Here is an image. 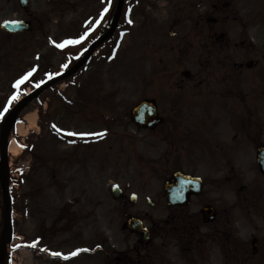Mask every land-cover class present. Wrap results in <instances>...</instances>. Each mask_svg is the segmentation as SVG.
<instances>
[{
    "label": "rangeland",
    "instance_id": "obj_1",
    "mask_svg": "<svg viewBox=\"0 0 264 264\" xmlns=\"http://www.w3.org/2000/svg\"><path fill=\"white\" fill-rule=\"evenodd\" d=\"M53 1L55 6L58 0ZM73 1L65 0L68 7L62 10L71 11L65 17L71 20L77 15L82 20L85 11H93V6L94 10H98L102 6L98 0H91L93 6L91 2L82 0L81 7L79 5L80 8L76 9ZM184 1L127 0L119 27L109 45L113 60L107 61L100 57L93 60L78 79H67L54 85L51 90L47 89L20 110L7 143V147L13 142L19 145L20 153L13 157L7 152L5 157L12 200V239L5 248L2 264H107V255L110 252L127 247L130 249L137 243L136 235L121 229L129 217L143 220L147 228L153 223L156 225L163 222L160 218L166 217L168 209L163 184L167 175L174 170L193 173L205 180V195L200 199L213 201L218 196L214 185L218 180L231 175L232 159L229 164L226 159L194 160L195 157L192 156L190 160L187 151L183 150L181 134L192 131L191 126L193 129L200 128L209 119H216L215 114H218L216 132L220 134V141L233 146V135L227 129V121L232 118L233 112L224 114L216 106L207 111L203 100L199 98L205 88L197 84L184 85L181 92H178L177 86L169 88L161 85L158 90L155 85L154 77L157 73L175 72L174 82L179 83L182 79L181 72H193L190 64L199 71L196 55L188 62L189 57L187 60L185 53L181 56L177 53L179 41L195 39L189 33L190 29L187 32L188 24L183 22L186 16ZM86 3L90 5L85 7ZM28 7L26 15L31 14L32 17L37 14L35 12L47 11L46 0H29ZM51 8L48 5V11H52ZM10 11H17L19 14H10ZM73 11L79 12L73 14ZM97 12L95 11L96 15ZM20 16L22 15L16 0H0V22L14 21ZM55 17L57 15L52 14L47 18ZM172 19H178L180 26L176 28V20ZM98 20L99 16L96 17V23ZM129 20L132 22L129 23ZM60 24L61 29H51L49 34L61 33L64 25L62 22ZM82 29L80 27L76 30L74 37ZM169 31H173V37H169ZM85 32L88 34L86 29ZM255 36L258 45H261L257 48L264 49V28H256L254 42ZM44 45L47 46V42ZM11 47L12 45L6 44L0 49V131L18 99H23L28 91H32L27 81L19 87L15 85L22 78V74L25 71L30 72L31 65H35L32 59L34 47H29L30 52H27L28 47L16 46V51ZM18 51L21 53L18 54ZM14 53L19 59L13 57ZM258 57L260 70L264 67V56ZM57 64L51 61L53 67L56 68ZM41 69L43 68L39 69V77L33 76L35 79L40 78L38 81L34 79V83L46 80L42 77L41 71L44 70ZM246 77L244 88L254 94V97L249 98L253 105L252 117L255 122L264 121V96H261L264 95V90L259 91L261 87L256 76L249 74ZM255 83L257 92L254 89ZM13 96L17 99L9 104ZM153 97L159 101V113L167 119L171 116L168 101L170 98H180L178 105H183V118H180V123L176 122L177 126L168 123L171 121L168 119L165 131H144L137 129L126 117L142 98ZM194 101L197 108L190 117L188 104ZM77 109L99 119L115 117L122 121L117 126H106L107 124H98L88 116L89 122ZM5 113L7 116L3 117ZM33 113L36 115V128L29 129L26 117ZM237 113L236 111V117ZM20 125L28 128L23 137L17 132ZM100 132L104 133L102 137L92 135ZM238 135L236 141L242 143L244 139ZM165 136H169L167 142H159V138ZM244 147L246 143L241 150ZM216 162L220 166L213 167ZM254 163L255 160L248 150H243L236 158V164L239 165L245 181L255 179ZM113 185L120 187L124 198L113 199ZM131 194L136 196L134 204L129 203ZM223 194L225 200L234 199L227 191ZM148 200L152 202V206L148 205ZM196 205L197 200L192 203L190 210H195ZM5 219L6 211L0 191V242L8 235L3 228ZM241 223L243 227L246 226L243 221ZM237 230L243 239H247V232ZM161 236H164L163 229ZM33 243L35 247L30 246ZM167 243L168 240L165 251L168 253L167 260L171 264H187L182 259L181 252L176 249L179 248L178 244L173 240H170L169 246ZM83 249L87 251H82ZM53 252L60 253L62 258L69 257L73 252L78 254L73 259H57L58 257L51 255ZM202 253L204 260L200 264H228L222 253L212 244H207Z\"/></svg>",
    "mask_w": 264,
    "mask_h": 264
},
{
    "label": "flooded vegetation",
    "instance_id": "obj_2",
    "mask_svg": "<svg viewBox=\"0 0 264 264\" xmlns=\"http://www.w3.org/2000/svg\"><path fill=\"white\" fill-rule=\"evenodd\" d=\"M79 5L81 7L80 3ZM102 7L111 10L106 2L98 10L85 11V17L82 20L78 15L73 17V20L65 24V27L68 28H62L64 30L59 34H49L51 29H49L48 20L43 13H39L43 15L42 18L38 12L33 15L34 17L31 14L22 15L19 20L28 23L30 32L33 34L32 36L20 34L16 36L17 39L10 40V43L12 46L22 45L29 48L33 43L32 38H40L41 40L42 37L41 42L44 45L45 38L50 37V41L54 43L55 39L60 36L74 37V32L81 26L86 27L87 23L90 27L96 25L97 15L95 11L99 12ZM184 9L189 21L187 32L190 29L189 33L195 39H189L188 42L187 40L179 41L176 47L177 53L179 56L185 53L187 60L189 57L188 62H191V58L196 55L199 71L190 64L193 72H181L182 79L179 83L174 82L175 72L160 73L158 79L161 77L164 79L168 74L170 84L172 87L177 86L178 92L184 89V85L195 86L197 84L204 87L203 93L199 94V98L203 100V105L207 107L216 106L223 113L225 111L233 112L232 157L234 163L231 167L233 184L229 188L234 197L233 205H229L227 200H202L196 205V209L191 211L193 219L188 216V206L171 207L168 209L169 215L163 223L170 222L171 225V221H173L174 224L169 232H164L165 236H160L162 227L155 225L152 228L151 239L147 241L137 240V243L130 249L126 248L120 252H114L113 259L109 258L107 264H171V261L166 258L168 253L165 252L166 240L170 243L167 238L169 234L171 240L178 238L175 242L179 243L181 252L189 253V258H186L188 264L201 263L200 253L207 244L214 246L216 244L220 252L225 250L228 264H262L264 259V175L256 172L255 179L245 181L239 165L236 164V158L243 150H248L251 157L255 158L258 150L264 146V121L255 122L253 119L251 114L253 105L249 100L254 97V94L244 88L246 76L250 74L256 76L257 83L261 87L259 91L264 90V67L259 70L258 57V55L264 56V49L257 48L261 45H258L256 36L255 42L253 40L256 28L259 30L264 28V0H186ZM77 12L79 11H73V14H77ZM111 15L112 12L110 11L106 25H108ZM106 18V14L103 13L100 21L104 23ZM71 25H73L74 32L69 30ZM72 32L73 34H71ZM0 34L7 35L2 31ZM79 36L81 33L76 37ZM63 38L65 36L60 39ZM13 42L16 45H13ZM46 52L52 57H60L59 60L50 59V61L62 64L69 63V65L81 54L79 43L77 45L67 44L63 49L47 44ZM250 62H254L251 67H249ZM46 66L48 68L40 71L44 73L56 70L49 62ZM57 70L64 72L60 68ZM254 89L257 92L256 83ZM242 97L244 98L243 101L247 103L241 102ZM179 102L180 98H170L171 116L173 113L181 111L183 105L179 106ZM188 105V111L192 117L197 104L189 103ZM236 111L238 112L237 117L242 116L244 119H236ZM179 120L178 123H180ZM163 122H168V119L162 118L161 124ZM175 122L171 119L168 123ZM236 123L243 126L244 141L242 143L236 141ZM213 128V122H208L198 129L185 132L187 139L183 137L181 142L184 143L183 150L187 151V155L203 154V156L210 158L221 157V147L217 135L213 134ZM199 134L205 137V146L198 143L195 146L197 150L195 153L189 151V142L198 139L201 136ZM244 143H246V147L241 150ZM215 186L220 190V184ZM206 206L214 208L216 216L211 221L205 220L201 214L202 209ZM235 212L236 218L234 217ZM183 213L187 214L186 219L190 218L191 220L186 221L183 218ZM235 221L236 231L234 228L232 230ZM242 221L246 224L245 227H243ZM237 229L247 232V239H243Z\"/></svg>",
    "mask_w": 264,
    "mask_h": 264
},
{
    "label": "water",
    "instance_id": "obj_3",
    "mask_svg": "<svg viewBox=\"0 0 264 264\" xmlns=\"http://www.w3.org/2000/svg\"><path fill=\"white\" fill-rule=\"evenodd\" d=\"M21 5H25L26 0H19ZM123 0H119L117 12L113 21V25L111 29L108 31L106 35H104L99 41H97L91 49L97 47L103 40L109 38L117 23V19L119 16L121 4ZM4 30H7L8 32H18L20 30L25 29V26H17V24H5L3 26ZM86 60V58L82 61V63ZM80 63L72 72H74L77 68L81 66ZM41 90V89H40ZM38 92L35 94L25 98L21 103H19L14 109L13 112L8 118L6 119L0 135V154H1V161H0V185H1V192H2V198L3 202L6 207V222L9 221L10 216V197L8 193V187H7V180H8V170L6 165V158H5V152H6V141L8 134L15 123L16 116L19 113L20 109L29 102L35 95H37ZM132 117L134 123L141 128H151L155 126L159 119L156 115V110L153 107L152 104L142 102L132 110ZM258 163L260 164L262 170H264V149L260 150L258 155ZM201 188V183L197 179H191L189 177L183 176L179 173H176L172 176V179L170 181H167L164 185V192L166 195V199L168 202V205H178L182 204V202H187L190 196V193H198ZM121 191L118 189V187L112 188V196L114 199H119L121 197ZM132 203L135 201V197H131L130 200ZM209 211V210H208ZM206 217L208 215L206 214ZM127 227L131 230H134L136 233H141L142 237L144 239L148 238V233L146 229L142 228V224L139 220L130 218L127 223ZM9 242V237H5L0 242V264L2 261V256L4 253V249L6 244Z\"/></svg>",
    "mask_w": 264,
    "mask_h": 264
},
{
    "label": "snow or ice",
    "instance_id": "obj_4",
    "mask_svg": "<svg viewBox=\"0 0 264 264\" xmlns=\"http://www.w3.org/2000/svg\"><path fill=\"white\" fill-rule=\"evenodd\" d=\"M109 2H111V0H109ZM107 11H108V9L105 8V9H104V12H107ZM101 15L103 16V13H102ZM128 22L131 23V20H129ZM85 35H86V34H85ZM83 39H84V37L82 36V37L80 38V40H83ZM80 40L64 41V43H62V44H57L56 46L59 47V48H63L66 44H76V43H79ZM63 67H67V65H64ZM33 71H35V69H33ZM31 75H32V72L27 73L24 77H22L20 80H18V81L16 82L15 87H19V85L22 84V83L24 82V80H26V79H27L29 76H31ZM37 86H38V85H37ZM15 99H17L16 96L11 97V99L9 100V104H11L12 100H15ZM5 110H6V109H5ZM69 135H75V134H74V133H69ZM92 135H95V136H98V137H102V136L104 135V133H103V132H100V133H94V134H92ZM30 246H31V247H35V243H33V244L30 245ZM41 251H43V249H41ZM82 251H87V249H83ZM51 255L54 256V257H59V256H61V254L58 253V252H53V253H51ZM71 255H72V256H75V255H77V253H76V252H73ZM63 258H64V259H67L68 257H63Z\"/></svg>",
    "mask_w": 264,
    "mask_h": 264
},
{
    "label": "bare ground",
    "instance_id": "obj_5",
    "mask_svg": "<svg viewBox=\"0 0 264 264\" xmlns=\"http://www.w3.org/2000/svg\"><path fill=\"white\" fill-rule=\"evenodd\" d=\"M26 119H27V123H28V128L29 129H35L36 128V126H35L36 115L34 113L30 114L29 116L26 117ZM27 129L23 128L21 125L18 126V129H17L18 135L23 137L25 135ZM8 153L11 156L15 157L20 153V147L16 143L13 142L8 148ZM29 260L32 261V258H30ZM29 260H27V261H29Z\"/></svg>",
    "mask_w": 264,
    "mask_h": 264
},
{
    "label": "trees",
    "instance_id": "obj_6",
    "mask_svg": "<svg viewBox=\"0 0 264 264\" xmlns=\"http://www.w3.org/2000/svg\"><path fill=\"white\" fill-rule=\"evenodd\" d=\"M108 121H114V119H107Z\"/></svg>",
    "mask_w": 264,
    "mask_h": 264
}]
</instances>
